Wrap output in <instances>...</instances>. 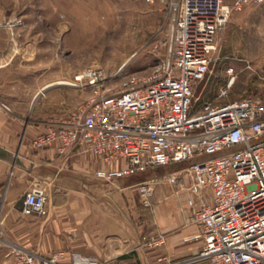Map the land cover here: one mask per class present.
I'll list each match as a JSON object with an SVG mask.
<instances>
[{"label": "built area", "instance_id": "1", "mask_svg": "<svg viewBox=\"0 0 264 264\" xmlns=\"http://www.w3.org/2000/svg\"><path fill=\"white\" fill-rule=\"evenodd\" d=\"M252 3L264 0H172L171 57L152 74L129 78L112 94L102 89L107 71L87 67L72 84L94 89L86 109L51 122L33 141L35 148L54 146L62 156L75 150L107 164L124 160V167L97 171L108 183L184 165L166 177L177 193H188L192 222L200 229L195 239L202 244L192 257L159 256L158 264H264V97L194 106L195 86L210 71L220 31L233 12ZM234 79L221 87L219 99L229 97ZM140 191L143 204L150 206V181ZM22 212L47 216V194L41 186L26 193ZM142 240L154 250L166 236L153 232ZM65 256V251L46 256L15 251L14 264H62ZM71 264L105 262L73 253Z\"/></svg>", "mask_w": 264, "mask_h": 264}, {"label": "crops", "instance_id": "2", "mask_svg": "<svg viewBox=\"0 0 264 264\" xmlns=\"http://www.w3.org/2000/svg\"><path fill=\"white\" fill-rule=\"evenodd\" d=\"M11 70L10 59L0 63V147L20 163L0 158V264H14L15 251L38 256L65 251L62 264H71L73 253L105 264H158L159 256L179 260L199 252L202 242L195 236L200 229L192 222L188 193H177L166 177L184 165L108 183L97 171L124 167V160L107 164L75 150L62 156L54 146L35 148L34 139L50 124L40 99L48 85L23 83ZM145 181L151 183L150 206L141 197ZM38 185L46 191L48 214L25 215L22 201ZM153 232L166 236L154 250L142 240Z\"/></svg>", "mask_w": 264, "mask_h": 264}, {"label": "rangeland", "instance_id": "3", "mask_svg": "<svg viewBox=\"0 0 264 264\" xmlns=\"http://www.w3.org/2000/svg\"><path fill=\"white\" fill-rule=\"evenodd\" d=\"M171 1L0 0V63L10 59L11 76L23 83H54L40 96L50 123L80 114L94 89L72 84L87 67L107 71L102 89L112 94L129 78L150 75L171 57ZM212 58L205 80L195 86L194 106L264 97V3L233 12ZM231 77L229 97L219 99Z\"/></svg>", "mask_w": 264, "mask_h": 264}, {"label": "water", "instance_id": "4", "mask_svg": "<svg viewBox=\"0 0 264 264\" xmlns=\"http://www.w3.org/2000/svg\"><path fill=\"white\" fill-rule=\"evenodd\" d=\"M0 158L5 159V160H9V161H14V160H16L17 162L20 163V158H19V157L15 159L14 154H12V153L6 151V150L3 149L2 147H0Z\"/></svg>", "mask_w": 264, "mask_h": 264}, {"label": "bare ground", "instance_id": "5", "mask_svg": "<svg viewBox=\"0 0 264 264\" xmlns=\"http://www.w3.org/2000/svg\"><path fill=\"white\" fill-rule=\"evenodd\" d=\"M126 66V65H125ZM56 83H60V84H66V83H69V82H65V81H60V82H56ZM50 85H54V83L53 84H50ZM50 85H48V86H50ZM56 85V84H55ZM47 87V86H46Z\"/></svg>", "mask_w": 264, "mask_h": 264}]
</instances>
